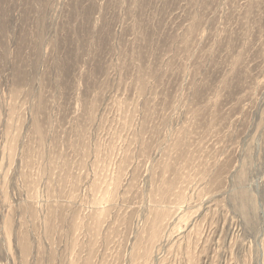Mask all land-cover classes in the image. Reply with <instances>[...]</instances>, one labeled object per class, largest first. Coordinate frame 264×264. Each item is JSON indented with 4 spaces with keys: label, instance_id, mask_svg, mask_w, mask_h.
I'll list each match as a JSON object with an SVG mask.
<instances>
[{
    "label": "rangeland",
    "instance_id": "374dc122",
    "mask_svg": "<svg viewBox=\"0 0 264 264\" xmlns=\"http://www.w3.org/2000/svg\"><path fill=\"white\" fill-rule=\"evenodd\" d=\"M0 264H264V0H0Z\"/></svg>",
    "mask_w": 264,
    "mask_h": 264
}]
</instances>
